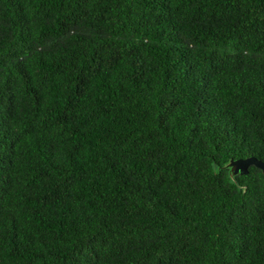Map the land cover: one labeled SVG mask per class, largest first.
<instances>
[{
    "label": "trees",
    "instance_id": "trees-1",
    "mask_svg": "<svg viewBox=\"0 0 264 264\" xmlns=\"http://www.w3.org/2000/svg\"><path fill=\"white\" fill-rule=\"evenodd\" d=\"M264 0H0V264H264Z\"/></svg>",
    "mask_w": 264,
    "mask_h": 264
},
{
    "label": "water",
    "instance_id": "water-1",
    "mask_svg": "<svg viewBox=\"0 0 264 264\" xmlns=\"http://www.w3.org/2000/svg\"><path fill=\"white\" fill-rule=\"evenodd\" d=\"M250 165H254L264 170V161L254 156L231 160L227 165L231 180L236 181V176L238 174H246Z\"/></svg>",
    "mask_w": 264,
    "mask_h": 264
},
{
    "label": "clouds",
    "instance_id": "clouds-1",
    "mask_svg": "<svg viewBox=\"0 0 264 264\" xmlns=\"http://www.w3.org/2000/svg\"><path fill=\"white\" fill-rule=\"evenodd\" d=\"M229 180H231V177H229Z\"/></svg>",
    "mask_w": 264,
    "mask_h": 264
}]
</instances>
